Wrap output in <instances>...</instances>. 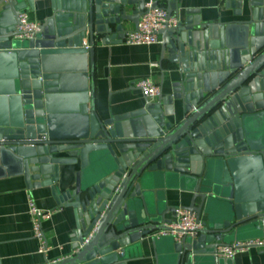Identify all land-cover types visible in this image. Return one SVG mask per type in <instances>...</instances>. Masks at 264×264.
I'll list each match as a JSON object with an SVG mask.
<instances>
[{"label":"water","instance_id":"water-1","mask_svg":"<svg viewBox=\"0 0 264 264\" xmlns=\"http://www.w3.org/2000/svg\"><path fill=\"white\" fill-rule=\"evenodd\" d=\"M181 1L155 3L178 16ZM33 2H0V170L17 165L29 190L49 186L73 209L75 252L51 264H127L148 239L156 249L175 210L166 189L190 192L185 208L203 225L173 242L170 264L222 259L217 248L243 226L264 233V0H246V19L205 23L188 11L162 30L158 65L180 73L173 93L109 118L96 108L95 40L120 42L146 0H52L42 31L20 38L18 16ZM228 4L245 15L243 0ZM176 101L184 118L172 122Z\"/></svg>","mask_w":264,"mask_h":264},{"label":"crops","instance_id":"crops-1","mask_svg":"<svg viewBox=\"0 0 264 264\" xmlns=\"http://www.w3.org/2000/svg\"><path fill=\"white\" fill-rule=\"evenodd\" d=\"M33 1V7L28 4L25 12L31 20L43 23L52 14V0ZM231 1L238 0H182L178 16L173 15L182 21L190 11L205 23L246 19L249 16L246 0H243L245 14L243 16L235 14V9L228 4ZM161 5L165 4L161 3ZM135 27L132 22L125 23V30ZM163 39L160 33L158 43L128 45L122 41L103 44L99 37L96 38L94 45L95 98L97 111L102 118L122 115L143 106L145 96L135 86V81L140 78L151 77L159 84L164 94L173 93V85L179 80L180 73L171 71L172 65L168 61L163 63L164 70L159 67ZM84 43L89 44V40L86 38ZM155 64L157 66H154ZM183 118L182 103L176 101L174 114L168 116L167 120L177 122ZM79 169V163L62 168L59 185L66 187L73 183L74 175ZM30 197L38 208L53 211L52 216L42 222L48 243L45 254L39 251V241L33 235V224L29 214ZM191 197L190 192L179 188L166 189L167 203L172 209L189 205ZM173 213L174 211L170 212L167 218H172ZM75 226L73 209L58 205L49 186L29 190L17 165L1 167L0 264H49L69 258L75 252L72 242ZM256 237H264V233L258 226L252 224L243 226L230 235L225 243ZM163 238L166 241L157 243L156 249L151 239L145 241L141 250L142 254L133 256L127 264H170L171 261L166 256V252L171 250L175 239L173 237L168 239L171 236ZM195 264H264V249L252 248L238 253L233 259L204 257Z\"/></svg>","mask_w":264,"mask_h":264},{"label":"built area","instance_id":"built-area-1","mask_svg":"<svg viewBox=\"0 0 264 264\" xmlns=\"http://www.w3.org/2000/svg\"><path fill=\"white\" fill-rule=\"evenodd\" d=\"M179 19L170 16L165 6L156 4L155 0L146 1L143 14L135 28L127 29L123 32L121 41L128 45H152L159 42V34L162 30L177 26ZM42 22L33 21L27 12H22L18 16L16 30L19 37L33 39L42 31ZM85 48L90 45L84 43ZM154 66H157L156 64ZM135 86L143 93L145 98L151 102L155 101L162 89L151 77L140 78L135 81ZM29 214L33 224V235L39 241V251L46 253L48 250L47 238L45 236L42 222L49 219L53 211L43 210L37 207L32 197L29 198ZM165 223L166 229L155 233L157 237L171 236L176 242L182 241L185 237L196 238L203 228L202 222L197 220L195 212L179 206L176 207L173 217ZM252 248L264 249V237L235 240L219 246L215 256L222 259H233L238 253L249 251ZM57 261L50 262L55 263Z\"/></svg>","mask_w":264,"mask_h":264}]
</instances>
